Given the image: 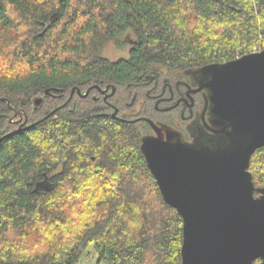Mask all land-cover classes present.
I'll return each instance as SVG.
<instances>
[{
  "label": "trees",
  "instance_id": "1",
  "mask_svg": "<svg viewBox=\"0 0 264 264\" xmlns=\"http://www.w3.org/2000/svg\"><path fill=\"white\" fill-rule=\"evenodd\" d=\"M123 32L127 56L104 57ZM254 44L264 0H0V264H68L91 245L107 264H182V218L140 149L142 116L173 124L177 110H156L143 82ZM249 170L264 187V145Z\"/></svg>",
  "mask_w": 264,
  "mask_h": 264
},
{
  "label": "water",
  "instance_id": "2",
  "mask_svg": "<svg viewBox=\"0 0 264 264\" xmlns=\"http://www.w3.org/2000/svg\"><path fill=\"white\" fill-rule=\"evenodd\" d=\"M195 72L192 92L204 90V102L193 141L145 118L153 134L142 137L140 149L164 201L182 218V264H264V187L249 170L264 145V48ZM90 89L73 87L70 96ZM114 91L112 85L104 97Z\"/></svg>",
  "mask_w": 264,
  "mask_h": 264
},
{
  "label": "flooded vegetation",
  "instance_id": "3",
  "mask_svg": "<svg viewBox=\"0 0 264 264\" xmlns=\"http://www.w3.org/2000/svg\"><path fill=\"white\" fill-rule=\"evenodd\" d=\"M128 40L130 41L131 38H129ZM211 63H215V62H211ZM201 66L183 70L182 72L176 73V75L174 76H168V75L161 76L162 74L159 73V71L155 73L153 72L150 75L146 76L145 77L146 80L143 82L144 85H146V87L148 88L146 95L152 99L153 106L156 110L164 111V112L177 110L176 112H174V114L179 115V118L182 121H178L175 118L174 120L175 124H171L167 122H165V124L167 123L168 126L173 128L174 130H177L180 133L183 140L187 142L193 141L194 137L196 136L200 128L199 124L201 120L199 118V115L203 107L204 90H200L195 93H193L192 90L196 87V84L193 83V81L197 82V72H195V70ZM106 86H108V89L104 94H102L97 88H95L99 92V94L103 97L104 100L110 97V96L108 97L106 96L105 98L104 96L110 92L111 87L108 84H106L104 87L99 86L100 89H104ZM198 96H201L202 98L201 106L196 105V98ZM113 111L111 112V116L122 120H126L125 117L117 114L118 109L115 114H113ZM106 114L108 115V113ZM191 114L192 116L188 118V116H190ZM137 118H141V117H137ZM142 118H144L145 120V118L147 117L142 116ZM154 122L157 124L164 123V121L161 120H155ZM150 134H153V130L151 126L149 133L145 135H150Z\"/></svg>",
  "mask_w": 264,
  "mask_h": 264
},
{
  "label": "rangeland",
  "instance_id": "4",
  "mask_svg": "<svg viewBox=\"0 0 264 264\" xmlns=\"http://www.w3.org/2000/svg\"><path fill=\"white\" fill-rule=\"evenodd\" d=\"M129 38H133L132 34L128 32H123L122 34L117 36L118 44L113 41L107 42L103 47V55L104 57L110 60H117L123 57H126L128 54V50L130 48L129 43L126 42ZM255 44L253 45L254 48ZM252 48V49H253ZM175 118L178 121H182L179 118V115L174 114L171 121L175 124ZM20 118H17L18 120ZM184 123V122H182ZM77 252V251H76ZM68 264H107V260L105 258L100 259L98 253L95 251L94 246L91 245L87 248H83L78 251L76 254L68 256L66 258Z\"/></svg>",
  "mask_w": 264,
  "mask_h": 264
},
{
  "label": "built area",
  "instance_id": "5",
  "mask_svg": "<svg viewBox=\"0 0 264 264\" xmlns=\"http://www.w3.org/2000/svg\"><path fill=\"white\" fill-rule=\"evenodd\" d=\"M263 48H264V45H261V44L255 45L254 48L252 49V52L260 51Z\"/></svg>",
  "mask_w": 264,
  "mask_h": 264
}]
</instances>
